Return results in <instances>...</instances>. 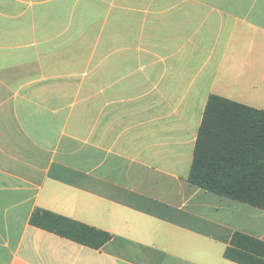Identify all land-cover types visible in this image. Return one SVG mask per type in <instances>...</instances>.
<instances>
[{"label":"crops","instance_id":"1","mask_svg":"<svg viewBox=\"0 0 264 264\" xmlns=\"http://www.w3.org/2000/svg\"><path fill=\"white\" fill-rule=\"evenodd\" d=\"M210 93L264 110V0H0V264H239L264 208L187 180Z\"/></svg>","mask_w":264,"mask_h":264},{"label":"trees","instance_id":"2","mask_svg":"<svg viewBox=\"0 0 264 264\" xmlns=\"http://www.w3.org/2000/svg\"><path fill=\"white\" fill-rule=\"evenodd\" d=\"M187 180L264 208V110L210 93ZM30 223L95 249L112 237L108 231L42 208L33 210ZM223 256L239 264H264V240L235 231Z\"/></svg>","mask_w":264,"mask_h":264}]
</instances>
